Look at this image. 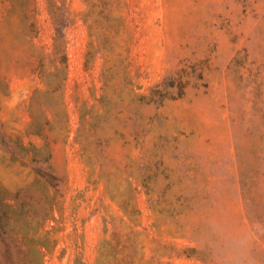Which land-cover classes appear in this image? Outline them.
I'll return each instance as SVG.
<instances>
[{
	"label": "rangeland",
	"instance_id": "1",
	"mask_svg": "<svg viewBox=\"0 0 264 264\" xmlns=\"http://www.w3.org/2000/svg\"><path fill=\"white\" fill-rule=\"evenodd\" d=\"M0 264H264V0H0Z\"/></svg>",
	"mask_w": 264,
	"mask_h": 264
},
{
	"label": "trees",
	"instance_id": "2",
	"mask_svg": "<svg viewBox=\"0 0 264 264\" xmlns=\"http://www.w3.org/2000/svg\"><path fill=\"white\" fill-rule=\"evenodd\" d=\"M56 33L58 34H60V27L58 28V27H56Z\"/></svg>",
	"mask_w": 264,
	"mask_h": 264
}]
</instances>
